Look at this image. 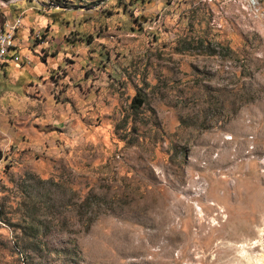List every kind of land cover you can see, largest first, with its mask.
<instances>
[{
	"label": "rangeland",
	"instance_id": "1",
	"mask_svg": "<svg viewBox=\"0 0 264 264\" xmlns=\"http://www.w3.org/2000/svg\"><path fill=\"white\" fill-rule=\"evenodd\" d=\"M16 18L0 264H264V0H0Z\"/></svg>",
	"mask_w": 264,
	"mask_h": 264
},
{
	"label": "built area",
	"instance_id": "2",
	"mask_svg": "<svg viewBox=\"0 0 264 264\" xmlns=\"http://www.w3.org/2000/svg\"><path fill=\"white\" fill-rule=\"evenodd\" d=\"M19 18H16L12 25L8 26L5 30L0 31V61L6 62L11 59V55H15L13 44L14 41V31L19 25Z\"/></svg>",
	"mask_w": 264,
	"mask_h": 264
},
{
	"label": "trees",
	"instance_id": "3",
	"mask_svg": "<svg viewBox=\"0 0 264 264\" xmlns=\"http://www.w3.org/2000/svg\"><path fill=\"white\" fill-rule=\"evenodd\" d=\"M133 102H134V104L136 103V106H139L142 103V100L140 98H138V97H135L133 99Z\"/></svg>",
	"mask_w": 264,
	"mask_h": 264
},
{
	"label": "bare ground",
	"instance_id": "4",
	"mask_svg": "<svg viewBox=\"0 0 264 264\" xmlns=\"http://www.w3.org/2000/svg\"><path fill=\"white\" fill-rule=\"evenodd\" d=\"M12 56H16V55H11V59L10 60H12Z\"/></svg>",
	"mask_w": 264,
	"mask_h": 264
},
{
	"label": "crops",
	"instance_id": "5",
	"mask_svg": "<svg viewBox=\"0 0 264 264\" xmlns=\"http://www.w3.org/2000/svg\"><path fill=\"white\" fill-rule=\"evenodd\" d=\"M12 1V0H11ZM8 7H11V5H8Z\"/></svg>",
	"mask_w": 264,
	"mask_h": 264
}]
</instances>
